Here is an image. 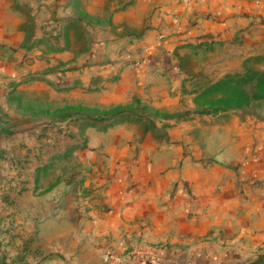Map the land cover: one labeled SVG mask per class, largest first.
Here are the masks:
<instances>
[{
    "label": "rangeland",
    "instance_id": "1",
    "mask_svg": "<svg viewBox=\"0 0 264 264\" xmlns=\"http://www.w3.org/2000/svg\"><path fill=\"white\" fill-rule=\"evenodd\" d=\"M167 6L0 0V264L220 244L205 220H172L193 154L171 131L264 111V53L172 41Z\"/></svg>",
    "mask_w": 264,
    "mask_h": 264
},
{
    "label": "crops",
    "instance_id": "2",
    "mask_svg": "<svg viewBox=\"0 0 264 264\" xmlns=\"http://www.w3.org/2000/svg\"><path fill=\"white\" fill-rule=\"evenodd\" d=\"M163 3L175 14L170 18L172 41L249 43L251 49L236 55L240 59L264 53V0ZM207 118V124L172 128L173 134L187 132V152L193 155L188 161L189 197H174L170 205L173 222L181 211L203 219L220 244H206L183 257L159 249L156 259L144 264H264V111L231 115L221 124L208 123L213 116ZM107 251L121 253L124 248ZM105 253L97 251L95 264H103Z\"/></svg>",
    "mask_w": 264,
    "mask_h": 264
},
{
    "label": "built area",
    "instance_id": "3",
    "mask_svg": "<svg viewBox=\"0 0 264 264\" xmlns=\"http://www.w3.org/2000/svg\"><path fill=\"white\" fill-rule=\"evenodd\" d=\"M158 250L144 245H137L125 249L121 253L106 251L104 254L105 264H144L153 261L157 257Z\"/></svg>",
    "mask_w": 264,
    "mask_h": 264
},
{
    "label": "trees",
    "instance_id": "4",
    "mask_svg": "<svg viewBox=\"0 0 264 264\" xmlns=\"http://www.w3.org/2000/svg\"><path fill=\"white\" fill-rule=\"evenodd\" d=\"M261 74H258V78H262L264 77V74H262V76H260ZM264 80V79H263Z\"/></svg>",
    "mask_w": 264,
    "mask_h": 264
}]
</instances>
